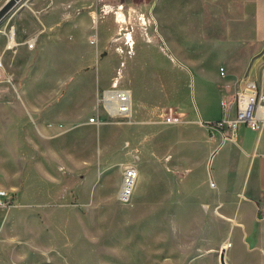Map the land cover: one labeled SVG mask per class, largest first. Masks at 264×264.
Instances as JSON below:
<instances>
[{
  "label": "crops",
  "instance_id": "0c3cea01",
  "mask_svg": "<svg viewBox=\"0 0 264 264\" xmlns=\"http://www.w3.org/2000/svg\"><path fill=\"white\" fill-rule=\"evenodd\" d=\"M6 1H0V7ZM111 1L20 0L0 27L5 45L11 27L17 43L14 50H6L5 45L0 48L16 80L0 83V189L13 196L10 207H0L6 215L16 208L43 204L51 212L64 210L68 221L69 214L75 213L74 219L87 227L85 221L100 219L98 214L84 218V212H115L105 206L109 199L105 176L116 171L110 195L114 204L124 205L119 193L126 167L135 165L137 158L141 161L140 154L146 158L149 148L156 158L163 154L158 124L165 123L161 114L166 104H147L130 85L125 87L131 90L132 110L126 119L89 122L84 113L65 110L73 75L67 69L72 67L76 75L81 72L90 78L93 98L88 116L98 113L102 119L105 114L99 94L112 87L117 73L111 61L115 19L101 14ZM149 4H155L156 27L150 41L157 49L188 53L187 60L194 67L209 62L218 67L220 78L218 87H210L217 97V114L206 103L196 110L189 97L183 106H175L184 116L169 143L172 164L183 173L172 177L178 196L175 207L180 210L193 204L195 211L222 212L226 219L215 249L220 255L225 252L228 264H264V122L257 129L240 124L234 137L225 141L228 128L210 131L208 127L224 117V99L229 102L225 117H235L233 99L246 80L264 89V0H148ZM33 36L38 37L36 48L29 49L26 40ZM211 94H204L202 101ZM149 164L153 160H142L140 165L145 170L139 174L148 181L143 192L155 191L159 201L151 210L160 212L165 206L163 186L153 183ZM34 179L48 185L40 193L42 201L31 199ZM206 187L214 192L205 196ZM98 188L99 207L91 209L94 202L82 199ZM190 195L195 196L191 199Z\"/></svg>",
  "mask_w": 264,
  "mask_h": 264
},
{
  "label": "rangeland",
  "instance_id": "374dc122",
  "mask_svg": "<svg viewBox=\"0 0 264 264\" xmlns=\"http://www.w3.org/2000/svg\"><path fill=\"white\" fill-rule=\"evenodd\" d=\"M147 1L112 0L110 5L103 7L101 14L108 13L115 19L116 36L112 40L115 51L111 61L117 67L116 78H119L120 84L130 85L134 94L136 92L147 104L160 101L166 104L161 114L165 123L158 124L161 131L159 139L164 142L163 154L156 158L155 152L149 148L145 158L140 154L144 150L138 149L141 161L138 158V161H133L139 167L142 160H153L147 170L154 174L153 183L163 186L164 210H151L156 199L159 201V196L154 190L144 194L143 189L148 181L142 180L140 174L131 200L122 202L124 205L118 201L114 204L110 194L114 189L116 171L103 180L106 198H109L105 206L114 208L115 212H84V218L91 219L98 214L100 219L90 223L85 221L87 227L81 220L74 219L75 213L69 214L71 221H68L64 210L51 212L49 206L43 204L16 208L9 215L0 208V264H221L215 240L220 238L226 218L222 212L195 211L197 206L193 204L186 205L185 209L180 207V210L175 207L178 196L172 177L177 179L183 173L178 172L177 165L172 164L169 145L173 141L175 127L184 119L175 106H183L188 97L196 110L206 103L215 114L219 111L217 97L210 90L211 84L218 87V67H213L209 62L201 68L194 67L187 60L188 53L172 51L169 47H165V52L157 49L154 41H150L154 38L156 27L155 4L147 5ZM6 16L0 21V27L6 22ZM1 38L0 35V48L6 42ZM125 55L131 56L124 58ZM68 58L72 60V53H68ZM67 70L68 73L73 71V75L68 82L70 87L65 110L82 112L84 118L88 119L93 98L90 78H84L81 72L76 75L72 67ZM75 75L77 78L73 79ZM77 86L80 88L76 89ZM103 91L99 94L100 102ZM208 91L212 94L203 102L202 96L207 95ZM101 106L105 114L102 119L99 116L100 121L108 118L102 102ZM221 112L223 115V108ZM169 115L179 117V120L167 123ZM93 116H98V113ZM139 168V173L145 170L141 166ZM47 189L45 182L34 179L32 201H42L44 196L40 193ZM159 192L158 189V195ZM204 192L205 196L210 195L214 188L206 187ZM99 193L98 188L95 194L85 195L82 201L94 202L91 209L99 207ZM109 217L112 220L107 222Z\"/></svg>",
  "mask_w": 264,
  "mask_h": 264
},
{
  "label": "built area",
  "instance_id": "2783aa9c",
  "mask_svg": "<svg viewBox=\"0 0 264 264\" xmlns=\"http://www.w3.org/2000/svg\"><path fill=\"white\" fill-rule=\"evenodd\" d=\"M15 29L10 28L9 37L5 45L6 50H14L17 45L15 41ZM38 37L33 36L26 40L29 49H35ZM224 74V73H222ZM0 83L14 84L15 77L7 70L4 55L0 53ZM101 102L104 106L108 118L104 120L126 119L130 116L132 110L131 90L120 84L119 78H115L112 87L103 91ZM233 103L236 106V115L234 118H227L226 113L229 109V102L222 101L224 117L208 125L210 131L223 130L228 128L230 134H223V141L234 137V131L240 124H245L252 129L261 127L264 122V89H260L258 84L252 80L245 81L244 89L240 90ZM179 117L169 115L167 122H176ZM89 122H100L99 116H91ZM139 170L134 165L126 167L123 183L119 193L121 202H129L134 194ZM13 203V196L5 189H0V207H10Z\"/></svg>",
  "mask_w": 264,
  "mask_h": 264
},
{
  "label": "water",
  "instance_id": "95a60500",
  "mask_svg": "<svg viewBox=\"0 0 264 264\" xmlns=\"http://www.w3.org/2000/svg\"><path fill=\"white\" fill-rule=\"evenodd\" d=\"M20 0H7L1 7H0V21L15 7V5ZM220 263L221 264H228L225 258V252L222 251L220 255ZM43 264H50V263H43Z\"/></svg>",
  "mask_w": 264,
  "mask_h": 264
},
{
  "label": "bare ground",
  "instance_id": "6f19581e",
  "mask_svg": "<svg viewBox=\"0 0 264 264\" xmlns=\"http://www.w3.org/2000/svg\"><path fill=\"white\" fill-rule=\"evenodd\" d=\"M227 245V244H226ZM226 245H224L226 247Z\"/></svg>",
  "mask_w": 264,
  "mask_h": 264
}]
</instances>
